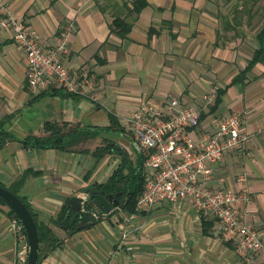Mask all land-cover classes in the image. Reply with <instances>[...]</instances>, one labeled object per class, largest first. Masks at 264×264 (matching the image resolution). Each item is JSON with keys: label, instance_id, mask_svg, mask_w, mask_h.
I'll return each mask as SVG.
<instances>
[{"label": "crops", "instance_id": "0c3cea01", "mask_svg": "<svg viewBox=\"0 0 264 264\" xmlns=\"http://www.w3.org/2000/svg\"><path fill=\"white\" fill-rule=\"evenodd\" d=\"M246 1L147 0L134 15L126 7L131 0H7L12 13L39 31L43 44H57L62 28L73 23L65 64L94 77L97 97L58 85L32 93L25 52L13 32L0 26V122L18 137L0 148V184L10 187L31 169L18 194L39 221L49 223L71 196L105 182L117 168L120 152L102 157L94 152L106 139L134 160L138 152L147 155L123 123L131 110L149 101L166 111L177 97L200 109L193 137L214 131L221 117L240 115L251 139L216 164L212 185L242 195L239 206L264 240V62L244 72L260 45L263 21L251 24L255 11ZM117 15L132 23L125 36L113 31ZM212 93L206 103L204 96ZM112 115L119 126L94 136L96 129L111 126ZM48 121L77 124L91 134L68 149L25 147L20 139L43 133ZM100 215L96 223L72 231L50 223L62 242L39 264H264L263 255L253 263L243 260L217 219L191 201L162 200L148 212H127L119 205ZM12 219L10 206L0 202V264H20Z\"/></svg>", "mask_w": 264, "mask_h": 264}, {"label": "built area", "instance_id": "2783aa9c", "mask_svg": "<svg viewBox=\"0 0 264 264\" xmlns=\"http://www.w3.org/2000/svg\"><path fill=\"white\" fill-rule=\"evenodd\" d=\"M0 26L13 32L15 41L25 52L32 93L58 85L71 93L97 97L94 77L85 69H70L65 64L73 23L62 28L57 44L46 45L30 22L12 13L7 0H0ZM214 97L213 93L206 94L204 101L208 103ZM123 123L130 126L137 144L147 150L145 186L135 212H148L162 200L191 201L196 210L217 219L222 236L234 241L235 250L243 260L253 263L259 255L264 256L262 231L247 220L246 211L240 208L242 195L231 188L212 185L216 164L228 152L244 149L251 139L239 114L221 117L214 131L193 137L191 130L201 123L200 109L173 97L166 111L148 101L131 110ZM243 195L248 197L246 191ZM12 222L20 239L17 260L27 264V235L17 217Z\"/></svg>", "mask_w": 264, "mask_h": 264}, {"label": "trees", "instance_id": "16d2710c", "mask_svg": "<svg viewBox=\"0 0 264 264\" xmlns=\"http://www.w3.org/2000/svg\"><path fill=\"white\" fill-rule=\"evenodd\" d=\"M147 0H131V6L126 4V7L131 14L139 13L146 5ZM132 23L127 21L125 17L117 15L113 19V31L118 32L120 35L125 36L131 30ZM257 39L259 41V47L255 49L253 56L249 60L244 72L250 70L257 62H264V20L260 30L257 32ZM220 100V97L217 101ZM112 124L106 128H98L97 132H94V136L98 134L101 129H109L112 126H119L116 123L115 117L112 115ZM88 128H82L77 124H71L64 121L62 123L48 121L43 126V133L41 134H29L20 140L25 147H54L59 149H68L75 146L84 137L91 134ZM18 139L13 133L4 128L3 123L0 122V148L3 147L8 141ZM120 152L121 161L112 175L105 181L97 184L104 194L115 193L120 191L118 196L120 199V206L127 212L136 211V204L139 195L144 189V162L146 155L143 152H138L136 160L130 157L127 151L123 148L117 147L116 144H112L107 139L103 144L95 149V154L98 157L104 156L108 152ZM34 173L31 169L25 170L15 183L9 188L18 194V190L23 185L26 178ZM4 185V184H3ZM22 200L27 204L38 225L40 252L38 258V264L48 254L49 251L57 247L61 242V238L55 233L50 223L58 226L66 225L68 230H76V224L80 220H92L94 223L99 221L102 215L96 216L94 214V205L90 202L85 204V208L80 211L70 210L69 206L64 204L59 211L56 218L51 222L46 223L39 221L37 215L32 210L30 203L24 197L18 194ZM0 202L6 203V201L0 196ZM10 213L15 216L13 210L10 208ZM67 220L64 222L65 217ZM23 231L26 233L25 228Z\"/></svg>", "mask_w": 264, "mask_h": 264}, {"label": "water", "instance_id": "95a60500", "mask_svg": "<svg viewBox=\"0 0 264 264\" xmlns=\"http://www.w3.org/2000/svg\"><path fill=\"white\" fill-rule=\"evenodd\" d=\"M136 145L137 142H136ZM120 191L115 193L104 194L101 189L96 184H91L82 189V195L71 196L67 205L70 210L80 211L85 208V204L90 202L94 205V213L99 216L101 212L110 213L114 207L119 206ZM0 196L6 201V203L13 210L14 214L20 219L23 227L26 230L27 241H28V258L27 264H38L39 252H40V242H39V232L38 225L33 216V213L27 206V204L22 200V198L13 192L8 186L0 184ZM65 217L64 222L67 220ZM94 222L92 220H80L76 224V229H82ZM65 229H68L66 225H63Z\"/></svg>", "mask_w": 264, "mask_h": 264}, {"label": "rangeland", "instance_id": "374dc122", "mask_svg": "<svg viewBox=\"0 0 264 264\" xmlns=\"http://www.w3.org/2000/svg\"><path fill=\"white\" fill-rule=\"evenodd\" d=\"M246 3V6L249 7V11H255V13L250 16L251 24L256 23V25L259 24L261 26L264 20V0H247Z\"/></svg>", "mask_w": 264, "mask_h": 264}, {"label": "bare ground", "instance_id": "6f19581e", "mask_svg": "<svg viewBox=\"0 0 264 264\" xmlns=\"http://www.w3.org/2000/svg\"><path fill=\"white\" fill-rule=\"evenodd\" d=\"M13 217H17L16 215L15 216H13ZM18 218V217H17ZM19 219V218H18ZM20 220V219H19Z\"/></svg>", "mask_w": 264, "mask_h": 264}]
</instances>
